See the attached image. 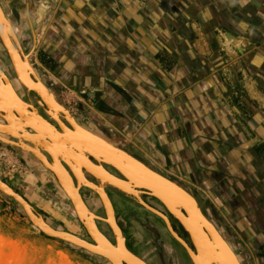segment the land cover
<instances>
[{"label": "crops", "instance_id": "0c3cea01", "mask_svg": "<svg viewBox=\"0 0 264 264\" xmlns=\"http://www.w3.org/2000/svg\"><path fill=\"white\" fill-rule=\"evenodd\" d=\"M31 1L16 34L58 103L264 264V0Z\"/></svg>", "mask_w": 264, "mask_h": 264}, {"label": "water", "instance_id": "95a60500", "mask_svg": "<svg viewBox=\"0 0 264 264\" xmlns=\"http://www.w3.org/2000/svg\"><path fill=\"white\" fill-rule=\"evenodd\" d=\"M0 42L5 48L9 62H12V65L24 61L29 67L28 61L30 54H32L33 51L30 53L24 52L11 22L7 19L1 8ZM29 71V77L26 79L27 83L25 81L23 82L27 84L30 90H27V88L23 86L21 87L27 94L32 93L38 98L39 107L45 110L46 115L57 124L63 132V135H60L53 126L42 119L32 105H28L21 100H19L21 104H14L16 100L12 99V102H10L6 96H3L2 94L0 95V120L2 121V123L0 122V144L12 149H20L26 153H30L36 158L37 162L35 165L37 164L39 169L42 170L57 185V187H59L64 196L70 201L74 209L73 212L75 217L84 228L90 243L67 232L51 227L22 196L15 192L0 178V194L12 201L17 206L20 213L30 221L37 231L49 239L63 242L71 247L87 252L89 255L106 260L110 264H128L129 262H133V264H147L127 249L126 240L117 224L114 211L105 193V187L109 186L136 201L139 206L161 219L169 235L186 252L192 264H202L201 248L202 245L205 244H219L226 246L227 252L223 255V260L226 264H242L235 249L219 230L216 229L215 226L205 217L196 199L183 188L151 170L126 152L117 148L115 149V147L108 144L105 140L100 139L91 133H85L86 131L79 132L85 139L91 141L90 144L92 146L87 147V142L83 146V151L79 149L76 146L77 137L73 132L69 131L62 122L65 121L75 131L78 129L75 118L66 108L56 101L55 95L40 80L35 70L30 68ZM12 72L15 78H18L15 70L12 69ZM0 78V86L3 85L2 81L7 84L8 80L1 71ZM11 90L13 92V89ZM0 92L4 93L1 89ZM14 95L15 96L13 97L18 98L15 93ZM16 106H18V108H16ZM50 106L59 111L55 118L49 113ZM12 120H19L20 123L23 124L24 130L20 131L21 134L16 135L15 130L9 128ZM27 130L32 131L34 134H37V136L44 135L45 137L40 139L44 143L37 142L36 144L34 135L28 134ZM4 136L17 140V143L5 140ZM47 141H49L50 144L47 143ZM94 144L98 145L97 148L100 147L99 150L94 149ZM36 145H38L42 152L46 153L50 159L43 156L39 150L29 149L34 148ZM78 157L80 159L76 160ZM90 158L95 163H93ZM79 162L80 166L78 165ZM102 165L113 168L121 175L124 181L111 176L104 170ZM86 174L94 179L96 184L88 183L85 179ZM125 182H130L131 184L128 183V185H131L132 187L129 188L128 186H125ZM155 185L158 187H155ZM83 188L93 191L101 199L104 207H106L108 217L107 223L113 232L114 244L117 245L123 256L120 255V257H117L114 255L115 245L109 242L99 231L96 222L104 220L94 216V214L86 207L80 193ZM159 190H169L174 192L181 197L182 200H179L180 204L171 206L170 201L166 199ZM141 195H148L149 197L156 199L164 207L166 212L179 223L184 232L188 235V241L190 242L192 249L173 231L168 218L147 206L142 201ZM190 213H192L193 217H196L199 222L197 224V226H199L198 230H195L193 226V217L191 218ZM100 243L105 247V251L94 248ZM217 251L223 253L224 248H217ZM114 256L116 257L115 259L113 258ZM121 257H124L125 260L123 259L121 261ZM214 264H219V262H214Z\"/></svg>", "mask_w": 264, "mask_h": 264}, {"label": "rangeland", "instance_id": "374dc122", "mask_svg": "<svg viewBox=\"0 0 264 264\" xmlns=\"http://www.w3.org/2000/svg\"><path fill=\"white\" fill-rule=\"evenodd\" d=\"M13 1L14 0H11V2ZM25 1L27 2V6L25 4V7H27V16L30 18V12L33 9L31 0H15V2H13L14 5H12V3L8 5L7 1L5 5L3 0H0V6L2 7L3 5L2 9L4 8L3 12L5 16L11 22L13 29L16 27L14 29L15 33L18 32L20 25L29 26V23L25 22L26 20L24 21L23 17L20 18V15L24 14H19L18 11L20 6H24ZM18 4H20V6ZM16 36L19 39L17 34ZM22 48L25 53H30L28 50L33 51V46L31 49L30 47L27 48V50H25L24 46H22ZM1 51H3V62L5 61L7 70L12 73L16 80L12 72V65L0 42V63ZM32 55L33 53L30 54L29 57L31 67L35 70L40 80L51 90L50 85L45 81L39 71L34 68ZM16 86L21 88L25 96L32 94H27L21 85L17 83ZM77 106V101L71 102L70 100L68 107L78 116L81 112ZM9 148L10 147L0 144V178L3 182L22 196L51 227L67 232L90 243L84 228L75 217L73 212L74 209L70 201L64 196L59 187L39 169L37 164L30 165L24 161H20L19 157L13 152L16 151V149L10 150L12 148ZM83 198L85 201L90 200V194L86 192L83 193ZM121 213L123 212L121 211ZM126 215L127 218L120 215L117 217L116 221L126 240L127 249L133 255L137 257L141 256V258H139L143 261L145 260L144 262L147 264H162L163 262H161V260H167L168 262H165L166 264H192L186 252L177 242V246H170L168 243L162 244L166 245V247L168 245L169 248L165 250L163 247H166L163 246L161 249L156 245V243L159 242L158 239L150 237L151 234H147L142 227L133 224L132 222L134 219L128 212H126ZM101 223L104 224V226L97 222L100 232L102 234L103 232L107 233V229L110 230V228L106 223ZM162 232L165 234L163 229ZM103 235L105 236V234ZM109 238L111 239L110 235ZM137 240L141 242V247L139 248L136 244ZM186 241H188V235ZM114 242L111 243L114 244ZM0 264L109 263L106 260L89 255L87 252L71 247L63 242L47 238L32 226L30 221L20 213L17 206L12 201L0 194Z\"/></svg>", "mask_w": 264, "mask_h": 264}, {"label": "flooded vegetation", "instance_id": "af4514ba", "mask_svg": "<svg viewBox=\"0 0 264 264\" xmlns=\"http://www.w3.org/2000/svg\"><path fill=\"white\" fill-rule=\"evenodd\" d=\"M2 1V0H1ZM8 0H3V3H5ZM3 7V5H2ZM1 7V8H2ZM4 9V8H3ZM16 28V27H15ZM20 42L22 38H19ZM22 44V42H21ZM23 46V44H22ZM26 50V49H25ZM3 51H1V63H0V69L4 72V74L7 76V78H9L10 82L12 83L16 93L19 95V98L25 102L28 105H32L33 108L37 111V113L39 114V116L44 119L46 122H48L51 126H53L60 134L63 132L60 130V128L57 126V124L52 121L45 113V110L41 107H39L38 103L39 100L38 98H36L33 94H30L29 96H25L24 92L21 90V88H19L18 86H16L15 83V79L12 75V73L10 71L7 70V67L5 66V61L4 57L2 55ZM57 96H55V99L57 101ZM58 102V101H57ZM62 121V120H61ZM78 121V120H77ZM0 122L2 123V121L0 120ZM63 124L65 125L66 128L69 129V131L73 132L74 134L77 133L76 131L73 130L72 127H70L65 121H62ZM81 128H83L84 130L91 132L90 129L88 127H82L79 123H77ZM73 130V131H72ZM29 134H33L31 131H28ZM92 134L102 138L103 140H105L106 142H108L109 144H111L112 146H114L115 148H118L120 150H123L121 148H119L118 146H116L114 143H111L110 141H108V139L106 138V136L102 133V132H91ZM77 135V134H76ZM5 137V136H4ZM7 138V137H6ZM9 141L15 142L17 143V140L14 139H10L7 138ZM80 149V147H78ZM10 149V148H9ZM83 149V148H82ZM13 150V149H10ZM124 151V150H123ZM14 154H16L20 161H24L27 164H35L37 162L36 158L33 157L30 153H26L20 149H16V151H13ZM43 156H45L47 159H50V157L46 154V153H42ZM90 160L95 163L91 158ZM145 165V164H144ZM102 167L104 168V170L109 173L111 176L119 179V180H123L124 179L121 177V175L115 171L113 168L108 167L106 165H102ZM148 167V166H147ZM85 179L87 181H89L92 184H96L95 180L92 179L88 174L85 175ZM89 193L90 194V200L85 201L83 198V193ZM81 196L85 202V205L88 207V209L93 212L95 215H97L100 218H105V210L103 207V204L101 202V200L98 198V196L94 193L91 192L87 189H81ZM105 193L107 195V198L109 199L112 209L114 211L115 217L117 219V217L121 216H125L127 218L126 212H128L130 215H132V218L134 219V221L132 222L135 225H138L139 227H142L145 232H147V234H151L150 237H154L156 239L159 240V242L156 243V245H158V247H160L162 249L163 246L166 247V245H162L165 243H168L170 246L171 245H178L169 235L168 231L166 230V227L163 223V221L161 219H159L158 217L154 216L153 214L149 213L148 211H146L143 207L139 206L136 201L132 200L131 198L123 195L122 193L118 192L117 190L107 186L105 187ZM141 199L142 201L149 206L150 208L156 210L157 212L163 214L164 216H166L171 224V227L173 229V231L182 239L184 240L189 247L192 249V246L190 244L189 241L187 240V234L184 232L183 228L179 225V223L173 218L171 217L166 210L164 209V207L154 198L149 197L148 195H141ZM121 211L123 213H121ZM135 212V215H134ZM125 214V215H124ZM100 225H103L101 222H98ZM215 226V225H214ZM99 227V226H98ZM164 230V233L162 232V229ZM107 229V228H106ZM102 231V230H101ZM103 232V231H102ZM103 234H105V236L107 237V239L109 240V235L111 237L110 241L113 243L114 242V237L112 235V233L110 232L109 229H107V233L103 232ZM164 235V236H163ZM137 247H141V242L140 240L136 241ZM169 248V246L167 245L166 248L163 247V249L167 250ZM166 253L168 254V252L166 251ZM141 258V256H139ZM145 261V260H144ZM161 262H163L162 264H166L165 262H168L167 260H161Z\"/></svg>", "mask_w": 264, "mask_h": 264}, {"label": "bare ground", "instance_id": "6f19581e", "mask_svg": "<svg viewBox=\"0 0 264 264\" xmlns=\"http://www.w3.org/2000/svg\"><path fill=\"white\" fill-rule=\"evenodd\" d=\"M0 8H1V6H0ZM1 10H2V8H1ZM9 41H10V38H9ZM3 49L5 50V48L3 47ZM5 52H6V50H5ZM6 54H7V52H6ZM7 56H8V54H7ZM11 63V65H12V62H10ZM18 63V64H17ZM17 63H15V64H13L12 65V68H13V70H15V72H16V74L18 75V78H16V83L17 84H19V85H21V86H23V87H25V88H27V90H30L29 88H28V86H27V81H26V79L29 77V74H30V71H29V69L30 68H32L31 67V65H30V63H29V61H28V63H29V67H28V65L24 62V61H20V62H17ZM0 71H1V73H3V75L7 78V76L4 74V72L0 69ZM0 80H1V78H0ZM7 80H8V82H7V84H5L3 81H2V86H0V89L2 90V91H4V93L3 92H0V95H2L3 94V96H6V98L10 101V102H12V99L13 100H16L15 101V103L14 104H17V105H19V104H21V102L19 101V100H21L20 98H19V96H18V94L16 93V91H15V89H14V87H13V85H12V83L10 82V80H9V78H7ZM23 81H25L26 83H24ZM42 83V82H41ZM11 89H13V92L16 94V96L19 98H16V97H13V96H15L14 95V93L12 92V90ZM22 101V100H21ZM23 102V101H22ZM16 108H18V106H16ZM28 110V109H27ZM49 113L52 115V117H56L57 116V114L59 113V111H58V109H54L52 106H50V111H49ZM78 126V125H77ZM9 128H12V129H14L15 130V134L16 135H18V134H21L20 133V131L21 130H24V126H23V124H21L20 123V121L19 120H17V121H14V120H12L11 121V123H10V125H9ZM78 129L77 130H75L77 133H75L74 135L77 137V147H80V149L82 150V148H83V146H84V144H86L87 142V147H91L92 145L90 144L91 143V141H89V140H87V139H85L84 138V136L79 132V131H81V132H85V130L84 129H82L81 127H77ZM28 131H30V130H27V132ZM73 131V130H72ZM32 132V131H31ZM33 133V132H32ZM59 133V132H58ZM85 133H87V131L85 132ZM28 134H29V132H28ZM60 134V133H59ZM77 134V135H76ZM87 134H89V133H87ZM30 135H34V137H35V139H36V144H37V142H40V143H44L42 140H40V139H42V138H44L45 136L44 135H39V136H37V134H30ZM60 135H63L62 133L60 134ZM4 139L5 140H7V141H9L8 139H6L5 137H4ZM21 141H22V138H21ZM47 143H49L50 144V142L49 141H47ZM93 144V143H92ZM95 145V144H94ZM33 147V146H32ZM94 147V149H96V150H99V148H97L98 147V145H95V146H93ZM29 149H33V150H39V152H41V153H43L42 152V150H41V148L38 146V145H36V146H34V148H29ZM116 149V148H115ZM18 150V149H17ZM83 151V150H82ZM55 152V151H54ZM59 152V151H58ZM101 153V152H100ZM43 155V154H42ZM80 157V156H79ZM77 158L76 160H78V159H80V158ZM80 164V162L78 163V165ZM80 166V165H79ZM100 168V167H99ZM121 181H123V180H121ZM88 183H90V182H88ZM126 183V182H125ZM128 183H130V182H127L126 184H125V186H128L129 188L130 187H132L131 185H128ZM151 183L153 184V182L151 181ZM131 184V183H130ZM87 185H89V184H87ZM155 187H158V186H156L155 185ZM160 192H162V195L166 198V199H168L169 201H170V205L171 206H176V205H179L180 203H179V200H182L181 199V197H179L177 194H175L174 192H172V191H169V190H166V191H164V190H159ZM93 192V191H92ZM80 194V193H79ZM99 198V197H98ZM100 199V198H99ZM101 200V199H100ZM109 200V199H108ZM102 202V201H101ZM110 202V201H109ZM102 204H103V202H102ZM111 204V203H110ZM181 206V205H180ZM87 207V206H86ZM103 207H104V204H103ZM112 207V206H111ZM177 207H179V206H177ZM88 208V207H87ZM178 209V208H177ZM176 209V210H177ZM104 210H105V216H106V218L105 219H102V220H104V221H97V222H103V223H106L107 224V226L110 228V226H109V224L107 223L108 222V217H107V212H106V207H104ZM90 211V210H89ZM91 212V211H90ZM92 213V212H91ZM190 215H191V218L193 217V214L192 213H190ZM95 216V215H94ZM97 217V216H96ZM99 218V217H98ZM99 219H101V218H99ZM96 222V223H97ZM192 223H193V226H194V228H195V230H198V227L199 226H197V224L199 223L198 222V220L196 219V217H193L192 218ZM98 227V226H97ZM216 228V227H215ZM99 229V228H98ZM217 229V228H216ZM110 230H111V228H110ZM100 231V230H99ZM111 232H112V230H111ZM102 234V233H101ZM112 234H113V232H112ZM76 237V236H75ZM78 238V237H77ZM109 241V240H108ZM110 242V241H109ZM94 244V243H93ZM115 245V244H114ZM96 246V245H95ZM95 249H97V250H103V251H105V247L103 246V244H98L96 247H94ZM114 251H115V253H114V255H116L117 257H120V255H122L121 254V252H120V250H119V248L117 247V245H115V249H114ZM123 256V255H122ZM124 259V257H121V261ZM125 260V259H124ZM109 263V262H108ZM128 263V262H127ZM133 264V262H129L128 264ZM110 264V263H109Z\"/></svg>", "mask_w": 264, "mask_h": 264}, {"label": "snow or ice", "instance_id": "6c2138e0", "mask_svg": "<svg viewBox=\"0 0 264 264\" xmlns=\"http://www.w3.org/2000/svg\"><path fill=\"white\" fill-rule=\"evenodd\" d=\"M74 67V65H72ZM223 247L224 252L217 251V248ZM202 264H214V262H219V264H226V262L223 260V255L224 253L227 252L226 246L223 245H210V244H205L202 245ZM114 259L116 258L115 256L113 257Z\"/></svg>", "mask_w": 264, "mask_h": 264}, {"label": "trees", "instance_id": "16d2710c", "mask_svg": "<svg viewBox=\"0 0 264 264\" xmlns=\"http://www.w3.org/2000/svg\"><path fill=\"white\" fill-rule=\"evenodd\" d=\"M202 210H203V212H204V214L210 219V220H214L215 218H214V215L213 214H211L210 215V213L209 212H207L206 210H208V204L206 203V202H203L202 201ZM209 209H210V207H209Z\"/></svg>", "mask_w": 264, "mask_h": 264}]
</instances>
